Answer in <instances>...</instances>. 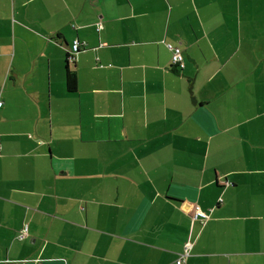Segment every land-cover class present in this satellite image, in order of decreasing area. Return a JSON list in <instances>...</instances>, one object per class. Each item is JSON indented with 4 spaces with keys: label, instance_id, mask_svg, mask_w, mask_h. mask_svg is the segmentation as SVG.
I'll return each instance as SVG.
<instances>
[{
    "label": "crops",
    "instance_id": "crops-1",
    "mask_svg": "<svg viewBox=\"0 0 264 264\" xmlns=\"http://www.w3.org/2000/svg\"><path fill=\"white\" fill-rule=\"evenodd\" d=\"M0 101V264H264V0H0Z\"/></svg>",
    "mask_w": 264,
    "mask_h": 264
},
{
    "label": "built area",
    "instance_id": "built-area-1",
    "mask_svg": "<svg viewBox=\"0 0 264 264\" xmlns=\"http://www.w3.org/2000/svg\"><path fill=\"white\" fill-rule=\"evenodd\" d=\"M98 31L102 29V24L99 23L97 27ZM80 44L76 41L70 51V61H74L77 51H79ZM172 64L176 67L183 69L186 65L184 54L182 52V49L179 46L172 47ZM2 101H0V106H2ZM0 154H1V146H0ZM194 218L201 220L202 223H205L207 219L209 218V213L203 209L200 208L199 205H197L194 209ZM27 232V227L25 228V233ZM23 235H25L23 233ZM192 248V242L188 241L186 242L184 246V251L180 254L179 259L177 260L178 264H183L186 262L187 257L190 254V249Z\"/></svg>",
    "mask_w": 264,
    "mask_h": 264
},
{
    "label": "trees",
    "instance_id": "trees-1",
    "mask_svg": "<svg viewBox=\"0 0 264 264\" xmlns=\"http://www.w3.org/2000/svg\"><path fill=\"white\" fill-rule=\"evenodd\" d=\"M175 47V46H174ZM81 49V47L79 46V50ZM182 49V48H181ZM183 52V51H182ZM69 58H70V53H68L67 54V57H66V87H67V89H68V91H70V92H76L77 90H78V73H77V70L73 67V66H71V64H70V60H69ZM184 58H185V56H184ZM72 64H73V62H71ZM176 69H177V67L175 66V65H173ZM208 212V211H207ZM209 213V212H208ZM203 224H205V223H203ZM25 228H26V226L24 227V229L21 231L22 232V235H23V233L25 234ZM21 235V236H22ZM186 244V243H185ZM185 246V245H184ZM183 251H184V249H183ZM182 251V252H183ZM181 252V253H182ZM181 253H179V255H178V258L176 259V263H177V260L179 259V257H180V254ZM190 255V254H189ZM189 257V256H188ZM187 257V258H188ZM187 261V260H186ZM178 264V263H177ZM183 264H186V262L185 263H183Z\"/></svg>",
    "mask_w": 264,
    "mask_h": 264
},
{
    "label": "rangeland",
    "instance_id": "rangeland-1",
    "mask_svg": "<svg viewBox=\"0 0 264 264\" xmlns=\"http://www.w3.org/2000/svg\"><path fill=\"white\" fill-rule=\"evenodd\" d=\"M186 62V61H185Z\"/></svg>",
    "mask_w": 264,
    "mask_h": 264
}]
</instances>
